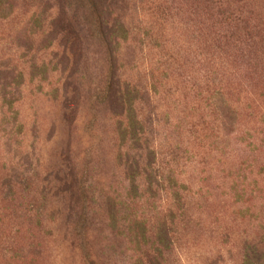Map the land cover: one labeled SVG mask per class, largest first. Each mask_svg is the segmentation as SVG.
Segmentation results:
<instances>
[{
    "label": "rangeland",
    "instance_id": "rangeland-1",
    "mask_svg": "<svg viewBox=\"0 0 264 264\" xmlns=\"http://www.w3.org/2000/svg\"><path fill=\"white\" fill-rule=\"evenodd\" d=\"M5 1L0 71L21 80L15 120L0 107V264H156L151 244L161 217L176 211L179 187L187 215L175 214L178 238L170 237L166 264H241L243 244L264 236V219H239L231 190L244 189L264 218V61L256 75L231 51L226 63L214 58L220 47L205 48L213 29L202 0H129L116 11L130 29L116 73L138 91L136 143L127 114L107 100L110 58L80 1L69 0L65 16L53 0ZM235 1L264 36V0ZM65 20L80 38L69 63L62 48L71 34L57 33ZM207 71L222 76L232 125L222 126L209 107ZM150 152L165 186L153 185L151 196L144 192Z\"/></svg>",
    "mask_w": 264,
    "mask_h": 264
},
{
    "label": "trees",
    "instance_id": "trees-1",
    "mask_svg": "<svg viewBox=\"0 0 264 264\" xmlns=\"http://www.w3.org/2000/svg\"><path fill=\"white\" fill-rule=\"evenodd\" d=\"M81 5L80 7L89 12V21L92 27H95L97 30L99 41L102 42L105 47L106 52H108L110 61H108L110 65V84L107 94V100L109 99L111 102H115L116 107L120 112L126 113V117L128 118V128L130 132L135 130L136 125V116L134 105L136 101V97L138 95V91L134 87L129 88L128 86L122 85L120 76H117L116 73V63L119 60L120 46L124 44L129 39L130 29H126V25L122 20V16L117 13H123L128 8L129 0H79ZM203 4H205V14L207 15V22L210 25V28L213 29L212 35L205 40V48L207 51H210L214 46H217L218 51L212 52V56L214 53H217V58L221 59L223 62V56L231 60L232 56L227 54V52L231 51L234 59H238L240 61H245V65L247 64L254 70L256 75H259L260 72H257V62L258 60L264 61V36L259 35V32L250 29L252 23V19L248 15L245 7L240 3V1L235 0H202ZM55 5V9L59 10L62 16H65L70 10L71 6L69 0H53ZM52 6L46 5V9H50ZM10 6L8 2H4V0H0V18L5 19L8 15L4 14V10L9 9ZM158 9V8H157ZM52 9L51 11H53ZM117 15V16H116ZM37 19L32 20V23L35 24ZM58 32H69L71 34V39H73L70 47H67V42L71 41L70 37L65 41V47L62 58L63 61L69 63V56L74 54V47L80 42V38H76V29L70 22L67 20L61 22L59 24ZM147 38L151 39L147 36ZM153 41L157 43L158 39H154ZM223 43L224 46L221 47L220 44ZM231 46V47H230ZM69 53V54H68ZM225 54V55H224ZM56 58L57 55H54ZM226 63V62H224ZM205 64L214 67L216 64L214 61L205 56ZM35 68L34 66H32ZM33 68V69H34ZM249 69V67L247 68ZM238 73V69L236 70ZM17 75H14L11 72H1L0 71V107L6 108V113L9 117L15 120V113L12 111L13 101L16 91H18L20 85V80L16 78ZM212 88L211 95L207 97L210 99L209 107L213 111V114L219 116L221 118V125H228L233 123V115L230 112V105L228 100L224 98V87L222 76L219 72L216 71H207L205 72V88ZM208 90V89H207ZM14 91V92H13ZM227 114L231 117L227 120ZM232 122V123H231ZM133 134V139L136 143L139 141L137 139L136 134ZM148 145V140H146V144ZM152 153H148L147 164L144 169L145 177H146V187L145 193L148 195H153L152 186L155 185L157 190L164 191L165 186L162 181L157 178L155 174L152 173V164L154 159L152 158ZM137 164V162H135ZM137 166V165H136ZM130 167V189L129 193L132 195L131 198L135 199L136 195H138V186L135 184L136 177L138 174L134 172L135 168L131 165ZM133 167V168H132ZM140 168L136 167V170L139 171ZM264 171L261 170L259 172L260 175L264 176ZM139 173V172H138ZM172 183V186L175 185V180H169V183ZM170 183V184H171ZM235 184L241 186L244 185V182ZM183 187L182 185H180ZM184 188V187H183ZM182 188V190H183ZM179 189V190H178ZM178 192H173V200L176 204V211H172V209L168 210L161 217V221L158 224L156 242L151 244V248L154 247V251L156 253V264H166L167 255L165 254L170 250L171 242L175 238H178V226L174 222L175 214H179L182 218L184 215V210H182L183 203L180 193V187L178 188ZM233 193L234 204L239 206L237 212L240 220H247L251 222H261L263 221V217H258V212H254L251 206L248 204L249 201L245 199L246 192L244 189L237 190L236 186H232L231 189ZM256 192L259 191L256 189ZM254 193V191H253ZM252 193V194H253ZM241 206V207H240ZM264 214V210L260 211ZM185 214L184 216H186ZM182 221V219H179ZM263 232L264 228L262 227ZM173 236V237H172ZM242 262L241 264H264V236L260 239L258 244H253L250 242H245L242 246ZM89 264H94L93 261L89 262Z\"/></svg>",
    "mask_w": 264,
    "mask_h": 264
}]
</instances>
